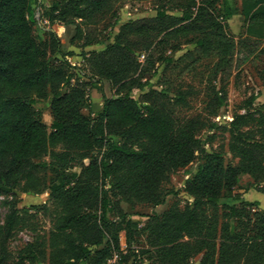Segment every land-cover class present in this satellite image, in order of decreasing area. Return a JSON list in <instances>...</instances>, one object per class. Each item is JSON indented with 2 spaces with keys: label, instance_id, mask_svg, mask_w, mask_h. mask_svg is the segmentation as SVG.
<instances>
[{
  "label": "trees",
  "instance_id": "1",
  "mask_svg": "<svg viewBox=\"0 0 264 264\" xmlns=\"http://www.w3.org/2000/svg\"><path fill=\"white\" fill-rule=\"evenodd\" d=\"M38 1L0 0V194L39 192L38 180L28 168L52 169L55 175L47 186L43 184V190L61 212L51 236L49 264H109L114 250H119L122 232L127 241L146 235L161 264H186L201 253L199 264H264V213L235 204L223 207V215L219 211L222 197L238 201L234 188L241 175L264 179V116L255 129L247 127L245 116L233 118L229 151L238 163L225 166L219 153H206L199 126L178 118L188 105L189 93L171 92L170 82L165 89L145 90L146 67L139 69L131 43V38L145 35L143 27L126 23L117 29L112 45L84 59L86 73L66 60L54 32L46 31L43 42L33 37L31 24ZM135 1L139 0L115 2ZM208 1L176 3L179 17L158 12L155 32L164 35L165 40L157 43L162 46L167 36L178 37L182 31L186 35L188 24L208 23L205 29H197L198 37L189 42L194 49L185 57L194 63L215 58L211 71L217 78L231 69L238 43L215 18H207L204 4H214ZM244 1L249 9V35L264 38V0ZM100 5L101 0H52L44 16L50 24L75 26L78 33L80 24ZM224 16L221 12L220 19ZM163 56L157 61L172 62ZM147 64L153 65L152 59ZM76 71L88 84L72 85ZM104 79L115 87L113 98L103 92ZM87 86L102 95V109L93 118L81 112ZM215 88V101L226 105V95H219L223 90ZM47 98L49 128L33 109ZM199 156H204V162L191 170L185 182L184 190L193 201L184 210L173 208L161 218L149 217L144 227L121 210V202L164 205L168 193L161 186L168 174L192 165ZM42 158L49 161L31 165ZM77 160H89L80 173L71 168ZM110 214H116V220ZM15 220L13 212L8 220L11 229ZM153 252L142 251V255ZM31 255L30 262H39L44 250ZM0 264H7L1 251ZM131 264L142 261L135 256Z\"/></svg>",
  "mask_w": 264,
  "mask_h": 264
},
{
  "label": "rangeland",
  "instance_id": "2",
  "mask_svg": "<svg viewBox=\"0 0 264 264\" xmlns=\"http://www.w3.org/2000/svg\"><path fill=\"white\" fill-rule=\"evenodd\" d=\"M115 1L117 0H101L99 8L88 14V19L80 24V32L76 33L75 26L50 24L44 13L52 0H39L34 9L35 22L31 24L33 37L43 42L47 39L45 32L51 30L60 40L62 51L70 65L85 69L84 59L87 55L102 52L108 45H112L117 29L126 23L135 28L143 27L145 35L131 38V43L134 45L133 57L139 69L146 67L145 90L151 87L165 89L164 84L170 82L173 85L171 92L181 89L189 93L186 98L188 105L181 108L177 114L178 118L199 126L198 135L204 141L206 153H219L225 166H237V157L229 151L230 122L236 115H243L248 120L247 127L255 129L261 116H264V38H254L248 33V4L244 0H209V3H214L213 6L204 4L207 18H215L225 33L238 43L231 69L216 78L211 71L216 63L215 58L194 63L185 57L194 49L189 42L198 37L197 29H205L208 23L205 24L202 20L194 25L184 23L187 25L186 35H183L182 31L178 37L167 36V44L157 46L160 40H165L163 34L155 32L157 13L164 12L179 17L181 10L176 8L175 4H184L186 0H139L126 4ZM196 10L197 7L194 8L195 14ZM221 12L225 15L223 20L220 19ZM148 43L150 45L147 49ZM173 45L179 46L175 52L170 50ZM161 54L164 58L172 59V62L167 64L165 61H157ZM147 59H152L153 65H148ZM84 71L87 73L89 68ZM76 74V81H72V85L88 84L85 77L77 71ZM102 87L107 98L114 97L115 87L110 80L104 79ZM214 87L215 91L223 90L219 95H226V105L220 106L218 101H215ZM85 92V108L81 112L93 118L102 109V95L90 86L85 88ZM138 93L133 92L134 95ZM33 109L40 121L49 128L52 118L48 98L39 100ZM203 157L199 156L192 165L168 174L167 180L161 186L162 191L168 193L164 205L151 207L121 202V210L131 215V219L138 222L140 227H144L148 218L154 215L161 218L173 208L184 210L193 201L184 190L185 182L191 170L204 162V159H201ZM43 161L48 162L49 159H34L31 165ZM82 164L87 166L89 160H77L71 168L80 173ZM28 171L37 178L39 192L17 190L0 194V251L6 257L7 264H49L51 236L61 212V207L49 198V192L43 190V184L47 186L55 175L52 169L31 167ZM234 195L238 196V201L221 198V215L224 213L223 207L234 204L242 205L252 212L264 213V179L255 180L247 174L241 175L234 188ZM13 212L16 220L11 229L8 220ZM109 218L116 220L117 215L110 214ZM227 221L226 217H222L223 223H228ZM40 250H44V258L42 256L39 262H30L31 252L37 253ZM146 250L153 252L146 235L136 237L134 241H127L122 232L119 235V250H114V254L118 255L116 264H131L135 256L140 258L142 264H161L154 252L142 255V251ZM202 258L203 254H198L186 264H199Z\"/></svg>",
  "mask_w": 264,
  "mask_h": 264
},
{
  "label": "built area",
  "instance_id": "3",
  "mask_svg": "<svg viewBox=\"0 0 264 264\" xmlns=\"http://www.w3.org/2000/svg\"><path fill=\"white\" fill-rule=\"evenodd\" d=\"M118 260V255L115 253L112 257V259L108 262L109 264H116V261Z\"/></svg>",
  "mask_w": 264,
  "mask_h": 264
},
{
  "label": "crops",
  "instance_id": "4",
  "mask_svg": "<svg viewBox=\"0 0 264 264\" xmlns=\"http://www.w3.org/2000/svg\"><path fill=\"white\" fill-rule=\"evenodd\" d=\"M51 124V123H50Z\"/></svg>",
  "mask_w": 264,
  "mask_h": 264
}]
</instances>
